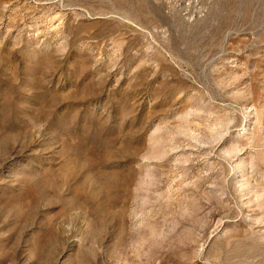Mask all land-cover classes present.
I'll return each mask as SVG.
<instances>
[{
	"label": "rangeland",
	"instance_id": "obj_1",
	"mask_svg": "<svg viewBox=\"0 0 264 264\" xmlns=\"http://www.w3.org/2000/svg\"><path fill=\"white\" fill-rule=\"evenodd\" d=\"M0 264H264V0H0Z\"/></svg>",
	"mask_w": 264,
	"mask_h": 264
}]
</instances>
